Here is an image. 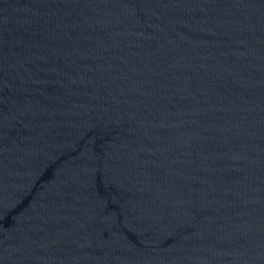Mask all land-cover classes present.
<instances>
[{"label":"water","instance_id":"water-1","mask_svg":"<svg viewBox=\"0 0 264 264\" xmlns=\"http://www.w3.org/2000/svg\"><path fill=\"white\" fill-rule=\"evenodd\" d=\"M0 264H264V0H0Z\"/></svg>","mask_w":264,"mask_h":264}]
</instances>
